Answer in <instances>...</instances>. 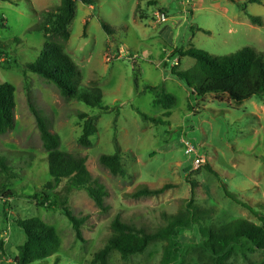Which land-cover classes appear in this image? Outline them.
Returning a JSON list of instances; mask_svg holds the SVG:
<instances>
[{"label": "rangeland", "instance_id": "374dc122", "mask_svg": "<svg viewBox=\"0 0 264 264\" xmlns=\"http://www.w3.org/2000/svg\"><path fill=\"white\" fill-rule=\"evenodd\" d=\"M60 1L0 0V83L15 87V124L0 135V158H6L10 166L7 173L0 170V194L10 191L13 195L5 201L0 198V241L6 252L5 256L0 253V264H15L18 247L25 241L16 219L37 217L54 227L60 237L58 252L35 264H94L95 253L112 234L115 217L155 231L165 226L166 217L183 209L185 200L213 210V216L178 231L168 247L172 254L169 264H205L209 252L203 247L201 227H220L237 219L261 224L226 197L220 181L238 201L264 214V97L236 104L222 95L193 96L172 70H188L195 60L180 58L175 51L195 47L214 56H227L249 46L264 52V0H96L92 8L77 3L66 52L81 73V84L95 82L103 94L102 106L109 110L65 98L49 81L24 71V65L40 55L45 42L35 30L41 22L39 12ZM249 14L260 24L252 23ZM99 18L115 29L113 35L104 32ZM153 87L171 94L173 101L163 103L151 91ZM29 98L58 134L60 150L86 157L89 172L107 190L109 210L105 213L86 191L69 194L73 214L86 219L82 241L60 210L31 199L50 181V175L48 153ZM79 112L98 116L97 134L88 148L79 144ZM139 112L161 118L162 123L145 120ZM166 112L170 117H163ZM115 139L122 151L125 177L113 176L98 162L100 155L115 153ZM186 143L197 155L187 154ZM197 157L204 160L199 166L194 164ZM206 165L219 178L207 171ZM63 184L58 194H62ZM165 184L173 187L161 195L128 197L142 186L156 189ZM167 246L166 241H158L127 260L112 251L108 261L161 264ZM249 247L245 242L237 244L230 262L258 261L261 255Z\"/></svg>", "mask_w": 264, "mask_h": 264}, {"label": "trees", "instance_id": "16d2710c", "mask_svg": "<svg viewBox=\"0 0 264 264\" xmlns=\"http://www.w3.org/2000/svg\"><path fill=\"white\" fill-rule=\"evenodd\" d=\"M250 3H260L261 0H249ZM77 3L85 6H93L96 0H61L60 4L50 9L39 12L41 22L35 27L45 38L42 51L37 59L24 65V71H29L52 83L68 99L82 102L91 108L103 107V94L101 89L93 82L90 86L81 84V73L66 52V44L70 39V25L75 17ZM248 18L254 24H260V20L249 14ZM101 28L111 36L115 29L107 22L99 18ZM2 52H0L1 54ZM180 57H190L195 60V65L185 71L172 74L183 80L191 90L193 96L203 97L208 94L226 96L230 101L241 104L253 97H264V52H258L252 47L246 46L237 52L227 56H214L207 51L190 47L186 51L176 50ZM151 91L162 98L163 103L173 101V96L157 87ZM30 110L35 117L43 147L48 153L47 164L50 181L38 192L34 198L36 203L55 207L71 223L76 238L83 240L81 228L85 218L75 216L69 207V194L73 191H86L89 198L101 212H107L109 207L105 199L108 195L104 185L94 178L87 168V158L70 154L60 150V138L47 125L43 117L32 105L29 98ZM15 87L8 82L0 83V135H4L13 129L15 124ZM145 120L154 124H161V118H150L139 112ZM82 122V134L79 144L83 147L92 145V138L97 134L96 123L98 116L87 113H77ZM163 117H170L166 112ZM115 143V153L102 154L98 158L101 167L108 170L113 176L127 175L122 163V151ZM205 169L219 178L218 174L209 166ZM0 170L2 173L10 171L6 158H0ZM227 198L247 209L261 222L256 225L245 219L233 220L220 227L203 226L200 235L203 247L209 252L208 261L205 264H232L231 257L237 244L247 243L250 250L259 253L261 258L251 264H264V214L259 215L257 210L245 203L238 201L220 181ZM62 185V194L57 189ZM192 189L195 184H191ZM173 185L165 184L160 188L151 189L147 186L135 190L128 197L138 199L141 197L158 196L171 189ZM12 192L0 194V198L12 197ZM7 206V201L4 203ZM264 209V207L262 208ZM213 216V210L201 208L194 200H185L183 209L176 215L166 217V224L155 231H149L123 221L119 216L111 223L112 234L105 246L94 255V264H109V255L112 251L119 253L121 259L127 260L131 256L143 254L150 245L158 241H166L168 246L164 250L161 264H169L172 256L168 247L180 229L188 228L209 221ZM16 226L24 233L25 241L18 247L15 264H35L45 262L54 256L60 247V237L54 227L47 225L39 218L16 219ZM4 224L8 221L4 218ZM0 253L5 256L3 242L0 241ZM57 264V262L55 263Z\"/></svg>", "mask_w": 264, "mask_h": 264}, {"label": "built area", "instance_id": "2783aa9c", "mask_svg": "<svg viewBox=\"0 0 264 264\" xmlns=\"http://www.w3.org/2000/svg\"><path fill=\"white\" fill-rule=\"evenodd\" d=\"M163 20H165V19L163 18ZM186 152L189 155L194 154V153L197 155L195 148L192 145H190L189 143H186ZM203 162H204L203 157H197L194 161V164L196 166H199Z\"/></svg>", "mask_w": 264, "mask_h": 264}, {"label": "crops", "instance_id": "0c3cea01", "mask_svg": "<svg viewBox=\"0 0 264 264\" xmlns=\"http://www.w3.org/2000/svg\"><path fill=\"white\" fill-rule=\"evenodd\" d=\"M91 8L93 7V6H90Z\"/></svg>", "mask_w": 264, "mask_h": 264}]
</instances>
